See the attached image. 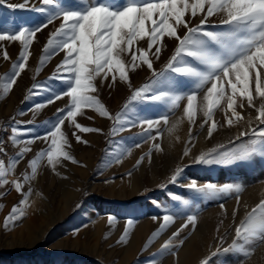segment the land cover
<instances>
[{"label":"rangeland","instance_id":"obj_1","mask_svg":"<svg viewBox=\"0 0 264 264\" xmlns=\"http://www.w3.org/2000/svg\"><path fill=\"white\" fill-rule=\"evenodd\" d=\"M23 2L24 0H6L4 5H0V24L15 23L31 27L45 21L43 14L30 10L32 5H37L38 0H30L29 8L25 9L7 7L8 4ZM61 2L70 10H80L81 6L77 0ZM104 2L115 8L123 6L125 0ZM200 18L202 17L186 16V19L190 20V26L199 24ZM221 18V16L209 18V30H226L227 26L219 23ZM60 23L61 20L57 19L36 34L29 48L31 55L26 62L25 70L10 89L8 100H4L5 96L0 98V141H3V149L4 138L11 135L4 122L6 118L13 117L22 109L27 113L31 112L29 108L35 104L48 105L50 110L53 109V113L46 116V110L43 108L42 119L34 120L31 119L33 115H30L29 119L33 123H27L34 129L36 135L43 136L46 131L44 122L54 119L57 109L68 103L69 98L62 96L52 104H47V100L53 98L54 93L66 91L60 80L50 79L57 65L63 61L65 52L59 51L43 64L40 63L44 45ZM178 31L183 35L186 30L180 28ZM176 43L174 39L165 37L159 58L151 57L157 71L164 68ZM139 46L146 48V41L140 42ZM4 50L8 53L7 60L3 58ZM21 50L22 45L18 41L0 42V78L5 82L12 73V66L17 62ZM123 58L126 61L131 59L130 55ZM38 67L40 71L37 73ZM171 75H174L178 82L177 91H188L191 87L190 84L187 86L188 78L180 74ZM129 77L130 82L120 81L117 77L113 83L111 75L107 80L97 78L95 81L97 91L94 95L112 114L111 119L101 117L92 109H83V114L77 116V123L88 128L101 129V132H81L65 121L62 130L70 144L65 150L76 162L62 159L53 168L45 159L41 162L35 178L25 183L23 176L31 174L28 161L34 158L38 151L48 147L49 142L39 139L38 142L29 145L31 151L27 153L25 162L17 165L16 169L6 176L9 181L19 180L24 183L23 191L27 192L31 188V192L28 196L29 206L26 215L17 220L15 225L10 224L5 228L3 224L5 217L23 196L11 183L0 186V193L3 194L0 195V204L3 205L0 209V264H140L142 261H146L145 264H184L177 257L187 244L192 246L191 261L188 264H200L205 258H208L209 264H264V241L249 246L252 255L248 258L234 253L211 256L220 245L219 237H224V247L231 243L235 235V226L245 213L241 211V201L239 206L237 205L235 193H220L213 198L208 193L197 192L188 187L193 181L198 186L206 183L217 185L238 183L244 187H254L249 190H257V197L250 201L247 210L264 199V155L261 154L260 146L257 152L245 161L221 165L194 163L201 152L218 144L226 146L221 151L236 147L240 141L233 144H228V141L240 130L247 128V118L249 115L254 117L255 110L248 107L238 108L237 110L245 116V120L229 128L225 126L223 110L217 109L213 118L219 124L218 130L211 138H207L208 125L200 127L204 122L202 112L198 113L195 124H190L184 116L186 96L173 110H168L159 102L138 104L136 107L140 117L156 120L162 114L168 115V123L161 122L160 135L157 136L154 130L151 137L155 139H152L144 135L146 126L142 127L139 123L129 126L115 120L116 114L122 111L132 92L150 82L152 73L146 65H142L130 71ZM34 84L38 86L36 89L32 87ZM30 90L39 94H34L25 101L24 98L29 95ZM204 90L198 92V105L203 104ZM14 103L12 114L4 115ZM255 103L258 107L261 101L257 98ZM177 117L183 123V134L171 138L175 145L169 151L163 146V137ZM129 119L135 117L130 115ZM114 128L115 132L112 131ZM73 132L87 143H78L72 135ZM248 139L249 137L242 138ZM154 144L160 145L162 150L153 148ZM10 146L11 153L15 146L13 147L12 143ZM186 147L190 149L187 156L184 155ZM9 155L5 150L0 152V159L5 161L6 166ZM142 156L144 159L137 166L136 162ZM178 167L183 169L182 173L174 183L169 182ZM237 207L239 208L233 219L232 213ZM165 214L172 215L174 222L145 249L144 245L152 232L159 227ZM189 215L197 217L195 227L189 224L182 229L178 237L172 238V234L186 223ZM110 216L114 218L111 224L108 220ZM129 220L133 221V225L129 228L127 243L118 244L116 241L128 227ZM170 238L173 247L161 251L162 245Z\"/></svg>","mask_w":264,"mask_h":264},{"label":"snow or ice","instance_id":"obj_2","mask_svg":"<svg viewBox=\"0 0 264 264\" xmlns=\"http://www.w3.org/2000/svg\"><path fill=\"white\" fill-rule=\"evenodd\" d=\"M6 0H0L4 5ZM80 10H70L62 5L61 0H38L37 5H32L30 10L41 13L45 21L31 27L23 25L0 24V42L18 41L22 45L19 58L13 64V71L6 82L0 78V98L6 96L16 84L26 68V62L31 55L29 48L33 38L42 29L47 28L55 20L60 19L59 26L50 34L43 48L40 63L43 64L51 56L59 51H64L63 61L57 65L55 73L50 79H58L66 91L53 94V98L47 100L52 104L54 100L62 96L69 98L68 103L61 109H57L56 117L45 121V134L39 136L34 129H19L11 127L9 141L14 145H24L14 154L7 166L0 159V186L11 183L23 198L18 204L13 205L10 213L4 219V227L15 225L16 221L26 215L28 196L31 188L24 192V183L19 180L9 181L6 176L13 172L19 160L31 151L29 145L36 139H43L48 143L46 149L40 150L35 157L28 161L31 174H25V183L35 178L37 170L43 160L49 166L55 168L61 160L76 162L74 157L66 151L70 147L66 133L62 126L67 120L75 129L81 132H101V129H93L77 123L78 115L83 114V109H92L101 117L112 118V114L106 106L94 95L97 91L95 81L97 78L107 80L109 75L113 83L117 77L120 81L130 82L129 72L142 65H146L152 73L150 82L135 89L126 101L121 112L116 114L117 123H127L131 126L139 123L144 127V135L151 137L155 130L160 135L161 122L168 123V115L162 114L159 119L153 120L139 116L137 105H147L159 102L168 110L179 106V102L186 96L187 103L183 108L184 116L195 124L198 113L202 112L204 122L200 125L204 128L207 124V138H211L218 130L219 124L213 118L217 109H222L225 117V126L233 127L245 120V116L237 109L245 107L255 110L256 115L247 118V128L240 130L228 144L236 141V147L225 149L224 144L203 151L194 160V163L204 165L232 164L245 161L257 152L260 146L264 155V0H125L123 6L113 7L104 0H77ZM30 0L23 3L8 4V8H29ZM191 18L202 17L199 24L190 26ZM221 16L220 25L227 26L224 31L209 30V18ZM186 31L180 35L178 29ZM174 39L177 43L174 51L164 68L157 71L151 57L159 58L162 51L164 38ZM146 41L147 47H140V42ZM154 49V51H153ZM130 55V61L123 57ZM3 58L7 60L8 53L3 51ZM40 68L36 69L38 73ZM180 74L188 78L191 87L188 91H177L178 82L174 75ZM33 89L38 86L33 85ZM206 89V90H204ZM203 92V104H197L198 92ZM39 92L29 91L25 101ZM261 103L256 106V99ZM44 104H35L30 109L34 114L42 109ZM135 119H129V116ZM179 120L168 128L171 133L176 129ZM255 122V123H254ZM16 124L21 122L15 121ZM26 123H33L27 121ZM121 131L123 128L120 129ZM113 132L116 131L114 128ZM32 134L30 138L22 140L21 137ZM76 141H82L79 135L72 133ZM249 137L248 140H242ZM191 128L189 129V142H191ZM3 141H0V152H3ZM139 147V145H136ZM153 148L162 150L160 145L154 144ZM190 149L185 148L184 155L189 154ZM150 156V153H149ZM144 157L137 160L136 165L142 163ZM182 168H177L170 177L169 182H175L182 173ZM131 175V173H129ZM197 192L208 193L211 197L216 195L235 193L239 206V194L244 186L238 183H225L217 185L206 183L198 186L195 181L188 185ZM0 195H3L0 193ZM224 205H221L223 208ZM3 205L0 204V209ZM247 209V205L245 206ZM237 209L233 210L235 219ZM155 220L156 217H153ZM111 224L113 217H108ZM174 217L165 214L159 227L152 232L144 245L147 249L154 240L161 235L172 223ZM197 222L195 215H189L185 224L172 234V238L178 237L183 228L191 224L193 228ZM128 227L116 241L118 244L127 243L129 228L133 221H127ZM235 235L230 244L224 247V237H219L218 245L211 256L221 253H234L248 258L252 255L249 246L258 241H264V199H261L250 210H246L244 217L235 226ZM165 241L161 251L170 250L173 245L171 239ZM181 244L183 241L180 242ZM200 264H209L208 258L202 259Z\"/></svg>","mask_w":264,"mask_h":264},{"label":"crops","instance_id":"obj_3","mask_svg":"<svg viewBox=\"0 0 264 264\" xmlns=\"http://www.w3.org/2000/svg\"><path fill=\"white\" fill-rule=\"evenodd\" d=\"M188 80V79H187ZM189 81H188V83H187V86H189ZM9 94H10V92L7 94V96H5V98H4V100H8V98H9ZM16 103V102H15ZM15 103L13 104V106L8 110V111H6V114H4V115H9L10 113L12 114V112H13V109H14V106H15ZM27 108H29V107H27ZM32 108H34V106H31L29 109H32ZM43 108H45V113H46V116H47V114H50V113H53V109H49L50 107L47 105V106H45V107H43ZM42 108V109H43ZM42 109H40L38 112H36L35 114L34 113H32V111L31 112H28L27 113V111L25 112L24 110L25 109H22V110H19L18 112H16V114L13 116V117H10V118H6L5 120H4V122H5V125L8 127V129L11 131V127H18L19 129H21V130H23V129H27V128H31V127H29L28 126V124L26 123L27 122V120L26 119H29L31 116L30 115H33L32 117L33 118H31V119H34V120H36V119H42L41 117L43 116V114L41 113V110ZM6 116H2V118L3 117H6ZM1 119V118H0ZM15 121H19V122H21V123H19V124H16L15 123ZM29 121H30V119H29ZM40 121V120H39ZM32 134H29V135H27V136H23V137H21V139L22 140H26V139H28V138H30V136H31ZM39 141V139H36L34 142H38ZM32 145H33V143H32ZM15 146V147H14ZM22 146H24V145H14L13 144V150L14 151H12V153L7 157V159H8V161H10V158H12L13 156H14V154L15 153H17L18 151H19V148L20 147H22ZM26 156H27V154H25V156L23 157V159H21V160H19V162H18V164L17 165H22L24 162H25V159H26ZM252 188H254V187H251V186H245L244 187V190L240 193V195H239V199L240 200H242V196H243V194L247 191V190H249V189H252ZM247 209H245V211H246ZM245 211H243V213H245ZM207 250V249H206ZM199 260V259H198ZM197 260V261H198ZM141 263V262H140ZM195 264V263H194Z\"/></svg>","mask_w":264,"mask_h":264},{"label":"bare ground","instance_id":"obj_4","mask_svg":"<svg viewBox=\"0 0 264 264\" xmlns=\"http://www.w3.org/2000/svg\"><path fill=\"white\" fill-rule=\"evenodd\" d=\"M180 121V119L177 117L173 120V123L169 125L168 128L172 127L174 123L177 121ZM183 123L180 121L176 129H174L173 132L169 133L168 131L164 134L163 137V146L166 147V149H169L171 151L172 148H174L175 142L173 139L174 137L179 136L180 134H183ZM226 133V132H225ZM223 143V142H222ZM257 190H247L243 196L241 201V211L245 210V206L249 205L256 197H257ZM251 201V202H250ZM239 208V207H238ZM192 246L190 244H187L183 246V248L178 253V260H180L184 264H188L191 261V253H192ZM146 261H142L140 264H145Z\"/></svg>","mask_w":264,"mask_h":264},{"label":"built area","instance_id":"obj_5","mask_svg":"<svg viewBox=\"0 0 264 264\" xmlns=\"http://www.w3.org/2000/svg\"><path fill=\"white\" fill-rule=\"evenodd\" d=\"M4 142H5V144H4L5 149L4 150H5L6 154L9 155V154L12 153V152L10 153V149H11V146L10 145H11V142L9 141V137H7V135L4 138Z\"/></svg>","mask_w":264,"mask_h":264}]
</instances>
